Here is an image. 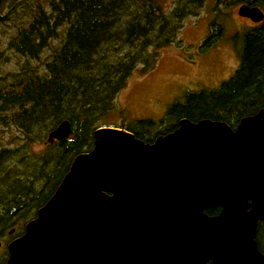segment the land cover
<instances>
[{"label":"trees","instance_id":"trees-1","mask_svg":"<svg viewBox=\"0 0 264 264\" xmlns=\"http://www.w3.org/2000/svg\"><path fill=\"white\" fill-rule=\"evenodd\" d=\"M241 1L264 10V0ZM203 6L204 0H175L165 11L160 0H0V25L8 27L0 49V126L20 133V142L0 147V239L10 230L9 241L24 232L73 159L92 149L97 128H123L152 142L181 118L222 121L234 129L264 107L263 20L242 34L239 65L218 88L185 93L159 122L103 121L131 72L151 70L161 47L180 45L183 20ZM214 31L202 49L214 42ZM6 51L22 58L14 70L3 69ZM63 120L69 137L48 141ZM35 142H44L40 152L30 149ZM220 209L211 206L204 213L213 216ZM255 241L264 254V221H257ZM6 245L0 242V264L8 256Z\"/></svg>","mask_w":264,"mask_h":264},{"label":"water","instance_id":"water-1","mask_svg":"<svg viewBox=\"0 0 264 264\" xmlns=\"http://www.w3.org/2000/svg\"><path fill=\"white\" fill-rule=\"evenodd\" d=\"M238 15L262 19L243 3ZM70 135L67 120L47 135ZM220 207L207 215V207ZM264 107L232 129L181 118L144 142L101 126L51 197L10 240L5 264H264ZM13 230H10L11 233Z\"/></svg>","mask_w":264,"mask_h":264},{"label":"rangeland","instance_id":"rangeland-1","mask_svg":"<svg viewBox=\"0 0 264 264\" xmlns=\"http://www.w3.org/2000/svg\"><path fill=\"white\" fill-rule=\"evenodd\" d=\"M173 2L175 0H160L165 11ZM241 4V0H204L197 15L183 20L178 34L181 44L161 47L151 70L143 72L135 68L116 95L115 109L103 121L114 125L141 119L159 122L165 118L171 104L184 99L185 93L218 88L239 65L242 34L261 24H253L247 17L238 15ZM2 26L0 49L5 47L4 37L8 32V27ZM212 30L216 33L214 42L202 49L201 43ZM5 55L9 59L3 69H16L22 58L11 51H6ZM168 121L173 122V119ZM19 136L14 127L0 126V147L14 146L20 142ZM43 147L44 142H35L30 149L40 152ZM10 234L0 242L7 244Z\"/></svg>","mask_w":264,"mask_h":264},{"label":"flooded vegetation","instance_id":"flooded-vegetation-1","mask_svg":"<svg viewBox=\"0 0 264 264\" xmlns=\"http://www.w3.org/2000/svg\"><path fill=\"white\" fill-rule=\"evenodd\" d=\"M250 6H256V7H258L260 10H261V12H262V14H263V17H262V19H260V20H258V21H252V20H250L249 18V20L250 21H252L253 22V24H258V23H262L263 22V20H264V10L261 8V7H259L258 5H250ZM259 221H261V220H259Z\"/></svg>","mask_w":264,"mask_h":264}]
</instances>
